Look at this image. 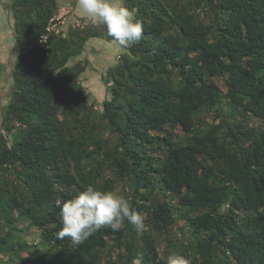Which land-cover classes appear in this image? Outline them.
I'll list each match as a JSON object with an SVG mask.
<instances>
[{
	"label": "trees",
	"instance_id": "obj_1",
	"mask_svg": "<svg viewBox=\"0 0 264 264\" xmlns=\"http://www.w3.org/2000/svg\"><path fill=\"white\" fill-rule=\"evenodd\" d=\"M123 6L142 38L102 76L100 109L81 57L105 28L81 20L64 37L48 31L60 0L11 1L21 54L0 123V264H264V0ZM88 185L123 195L145 230L58 238L56 200Z\"/></svg>",
	"mask_w": 264,
	"mask_h": 264
},
{
	"label": "clouds",
	"instance_id": "obj_2",
	"mask_svg": "<svg viewBox=\"0 0 264 264\" xmlns=\"http://www.w3.org/2000/svg\"><path fill=\"white\" fill-rule=\"evenodd\" d=\"M81 14L90 22L102 25L110 37V43L127 49L142 38V23L132 11L118 0H77ZM60 209L62 224L58 238H69L80 245L95 231L110 228L119 231L125 222L131 224L137 233L145 228L143 214L134 209L123 195L113 191H101L88 185L68 200H56ZM166 264H190L185 256L172 253L166 257Z\"/></svg>",
	"mask_w": 264,
	"mask_h": 264
},
{
	"label": "rangeland",
	"instance_id": "obj_3",
	"mask_svg": "<svg viewBox=\"0 0 264 264\" xmlns=\"http://www.w3.org/2000/svg\"><path fill=\"white\" fill-rule=\"evenodd\" d=\"M11 1L0 0V123L4 108L10 100L12 68L21 54V51L15 45L14 19L10 9ZM118 2L124 5V0H118ZM60 4L61 9L57 17L62 15L65 9H67L66 11H72V14L64 16L65 28L72 25L77 19L83 20L85 23H93L81 14L77 7V0H60ZM86 49L81 58H88L91 61L92 68H89L86 74L83 75L82 81L85 88L91 93L92 101H96L98 108L102 109L103 102L110 97L102 76L105 75L108 69L117 64L122 49L102 39L90 40ZM35 237L38 238L37 235ZM35 237L30 236L29 240H34Z\"/></svg>",
	"mask_w": 264,
	"mask_h": 264
},
{
	"label": "built area",
	"instance_id": "obj_4",
	"mask_svg": "<svg viewBox=\"0 0 264 264\" xmlns=\"http://www.w3.org/2000/svg\"><path fill=\"white\" fill-rule=\"evenodd\" d=\"M67 9H65V12L62 13V15H60L59 17H57L55 20H52L48 31L50 32H56L57 34H62L64 37L67 35V30L73 26V27H81L83 25V22L80 19H77L74 21V23H72V25L68 26L67 28L64 27L65 25V19L64 16L68 15V14H72V11H66ZM43 40L45 42H47V37L44 36Z\"/></svg>",
	"mask_w": 264,
	"mask_h": 264
}]
</instances>
